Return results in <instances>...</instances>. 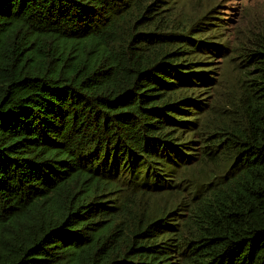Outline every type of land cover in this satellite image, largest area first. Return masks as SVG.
I'll return each mask as SVG.
<instances>
[{"label": "trees", "instance_id": "obj_1", "mask_svg": "<svg viewBox=\"0 0 264 264\" xmlns=\"http://www.w3.org/2000/svg\"><path fill=\"white\" fill-rule=\"evenodd\" d=\"M218 7L0 0V264H264V28Z\"/></svg>", "mask_w": 264, "mask_h": 264}, {"label": "rangeland", "instance_id": "obj_2", "mask_svg": "<svg viewBox=\"0 0 264 264\" xmlns=\"http://www.w3.org/2000/svg\"><path fill=\"white\" fill-rule=\"evenodd\" d=\"M210 5L218 4V11L225 12L230 20V45L233 47L238 39L246 40L254 37L264 28V0H204ZM250 38V39H251ZM237 63V61L235 62ZM224 86H237V72L233 63L225 70Z\"/></svg>", "mask_w": 264, "mask_h": 264}]
</instances>
